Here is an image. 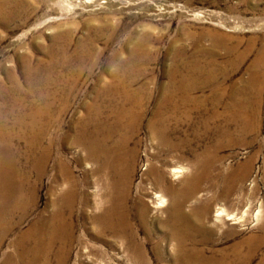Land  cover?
<instances>
[{
	"label": "rangeland",
	"instance_id": "rangeland-1",
	"mask_svg": "<svg viewBox=\"0 0 264 264\" xmlns=\"http://www.w3.org/2000/svg\"><path fill=\"white\" fill-rule=\"evenodd\" d=\"M42 105H50L40 125L45 132L41 143L51 147V157L39 178L34 168L39 150L28 151L34 132H26L17 122L23 118L28 124V116ZM132 105H140L142 112L136 121L121 115V109ZM158 105L194 109L187 123L181 118L179 124H168L176 128L173 137L192 145V127L199 129V148L216 145L218 165L226 173L243 169L246 202L253 209L263 202L264 0H0V109L5 112V134L13 137L11 145L5 140V163L9 145L18 169L28 176V187L37 185L34 209L4 239L0 257L9 241L28 229L46 207L52 178L63 180L56 169L61 159L78 188L71 218L75 240L66 264L78 263L75 256L82 245L106 250L114 257L107 264H126L122 253L94 240L93 226L82 216L83 197L97 199V179L88 177L92 165L81 162L84 152L70 141L82 130L107 129L119 121L114 140L122 141L132 156L133 213L140 186L151 188L149 164L166 153L152 139L149 127ZM233 105H245L242 118ZM230 110L235 121L228 123ZM226 128L228 135L222 134ZM3 149L0 143V177ZM167 158L171 160L168 152ZM185 175L174 179L167 168L168 183L179 186ZM210 194L203 187L200 196ZM153 198L144 196L151 207ZM91 208L85 210L92 214ZM165 210L152 208L150 215L165 217ZM153 225L147 257L151 264H175L170 260L172 250L164 246L165 231ZM226 226L215 234L218 243L211 238L214 244L199 246L205 255L239 240L222 236ZM254 231L255 221L244 233ZM54 255L51 264H56ZM263 256L264 246L252 264Z\"/></svg>",
	"mask_w": 264,
	"mask_h": 264
},
{
	"label": "bare ground",
	"instance_id": "bare-ground-1",
	"mask_svg": "<svg viewBox=\"0 0 264 264\" xmlns=\"http://www.w3.org/2000/svg\"><path fill=\"white\" fill-rule=\"evenodd\" d=\"M254 82L251 78L249 85ZM139 106L132 105L121 109L122 117L136 121L142 116ZM158 106L149 127L152 139L158 141L166 153L163 157L157 156L155 162L149 164L146 176L150 180L151 188L146 191L140 186L133 213L129 209L132 156L122 141L114 140L121 129L119 121L107 127L108 131L102 126L95 127L93 132L82 130L70 141L84 152L85 157L81 162L92 165L90 172H87L88 177L97 179V199L93 200L88 194L82 200L85 206L82 216L92 224L95 231L94 240L110 249L118 250L123 254L121 258L126 264H151L145 249L146 245L152 242L155 223L156 230L166 233L164 246L168 245V249L172 250L170 260L175 264H252L258 251L264 246V201L260 204L258 201L255 209L246 202V193L242 186L243 169L236 173L233 170L226 173L218 165L216 145L207 146L202 150L199 148V129L192 127V145L188 139L179 140L173 137L176 128L168 124L172 121L179 124L182 122L181 118H184V123L186 120L188 122L194 109L187 108L188 110L182 111L181 107L184 105ZM49 108L50 105H45L31 113L28 116V124L24 123L23 118L17 122L18 127L26 129V132H34L28 144V151L39 150L34 161L39 178L45 173L51 157V147L41 143V136L45 132L40 125L41 119L48 116ZM233 108L240 112L239 118L246 113L245 105H233ZM97 115L100 117V113ZM214 117L216 116L212 118ZM227 121H235L233 113L228 115ZM210 122L206 121L209 125ZM204 127V130L209 128L207 125ZM222 134H229L227 128L222 130ZM9 136L5 134V112L0 109V143L4 146L0 177V251L4 239L6 242L15 228H19L29 217L35 207L37 194V185L28 187V176L22 174L16 165V154L9 149L13 137ZM5 140L9 144L7 151L10 152L7 164ZM167 152L171 160L167 158ZM167 162L170 163L169 167ZM64 166L61 159L56 162V169L63 180L59 183L57 179L52 178L47 189L46 207L34 217L36 220L30 221L32 224H29L28 229L19 232V236L15 234L16 237L7 242L0 257V264H51L52 252L55 254L56 264H66L75 240L71 218L75 211L73 201L77 197L78 188L72 173ZM167 168L174 179L186 174L179 186L167 182ZM203 187L209 189V197L200 196ZM144 196L155 197L154 206L148 205ZM198 201L201 203L198 204ZM87 206L92 207V214L85 210ZM152 208H165V217L158 213L151 216ZM254 221L256 231L245 234L247 224ZM148 225L153 227L148 228ZM225 226V235L222 236L225 239L238 236L239 240L219 250L211 248V255H205L199 246H206L209 242L214 244V239L218 243L219 239L215 238V234ZM140 234L144 235L142 239ZM211 238L214 239L210 240ZM200 239L206 242L200 243ZM82 246L75 256L78 263L74 264H107L114 261V257L109 256L102 248ZM257 264H264V256Z\"/></svg>",
	"mask_w": 264,
	"mask_h": 264
}]
</instances>
